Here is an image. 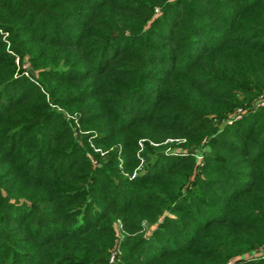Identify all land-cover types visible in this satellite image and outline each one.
<instances>
[{"label": "trees", "instance_id": "16d2710c", "mask_svg": "<svg viewBox=\"0 0 264 264\" xmlns=\"http://www.w3.org/2000/svg\"><path fill=\"white\" fill-rule=\"evenodd\" d=\"M262 96L264 0H0V264H264Z\"/></svg>", "mask_w": 264, "mask_h": 264}, {"label": "rangeland", "instance_id": "374dc122", "mask_svg": "<svg viewBox=\"0 0 264 264\" xmlns=\"http://www.w3.org/2000/svg\"><path fill=\"white\" fill-rule=\"evenodd\" d=\"M25 63L27 64V66H25V67L22 66V69H23V70H24V69L27 70V67H28V65H29V62H28V61H26ZM120 226H121V225H119V227H118V233L120 232ZM154 226H155V225H150V226H148V228L146 229V232L148 233L149 230H150L151 228H153ZM261 253H264V247H263V248H260V249H258V250H255V251H253L252 253L247 254V257H248V256H249V257H255V256H257V255H259V254H261ZM235 259H236V257H231V258L227 261L226 264H232L233 261H234Z\"/></svg>", "mask_w": 264, "mask_h": 264}, {"label": "built area", "instance_id": "2783aa9c", "mask_svg": "<svg viewBox=\"0 0 264 264\" xmlns=\"http://www.w3.org/2000/svg\"><path fill=\"white\" fill-rule=\"evenodd\" d=\"M16 61H17V62L19 61L18 58H16ZM25 62H26V61H24V62L22 63V66H23V67L27 66V64H26ZM23 72H24V73H28L26 69H24ZM257 103H258V104H264V96L260 97V98L257 100ZM197 156H198V158L201 157L199 154H198Z\"/></svg>", "mask_w": 264, "mask_h": 264}]
</instances>
